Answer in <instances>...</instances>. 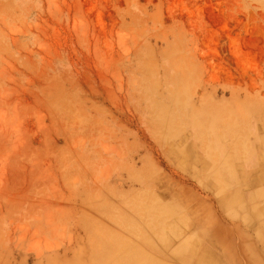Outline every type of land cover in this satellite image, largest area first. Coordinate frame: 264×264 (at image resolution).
Returning a JSON list of instances; mask_svg holds the SVG:
<instances>
[{
	"label": "rangeland",
	"instance_id": "1",
	"mask_svg": "<svg viewBox=\"0 0 264 264\" xmlns=\"http://www.w3.org/2000/svg\"><path fill=\"white\" fill-rule=\"evenodd\" d=\"M256 177L264 0H0V264H168L148 231Z\"/></svg>",
	"mask_w": 264,
	"mask_h": 264
},
{
	"label": "crops",
	"instance_id": "2",
	"mask_svg": "<svg viewBox=\"0 0 264 264\" xmlns=\"http://www.w3.org/2000/svg\"><path fill=\"white\" fill-rule=\"evenodd\" d=\"M263 184L264 178L256 177L255 185L258 188H239L238 192L224 196L221 211L217 204L214 207L198 200L206 205L205 211L208 210L209 217L213 219L207 225L203 224L205 221L197 224L192 219L187 224L186 219H179L175 223L171 219L170 233L177 234L176 228L184 227L183 234L177 240H168L165 244L164 248L170 257L158 258L168 264H258L259 261L264 264ZM199 214L204 215L202 211Z\"/></svg>",
	"mask_w": 264,
	"mask_h": 264
},
{
	"label": "bare ground",
	"instance_id": "3",
	"mask_svg": "<svg viewBox=\"0 0 264 264\" xmlns=\"http://www.w3.org/2000/svg\"><path fill=\"white\" fill-rule=\"evenodd\" d=\"M228 131V130H227ZM259 132V131H258ZM262 132V131H261ZM232 136V135H231ZM252 136V135H251ZM261 138V137H260ZM233 140V139H232ZM235 141V140H234ZM263 146V145H262ZM231 153V152H230ZM227 157H228V154H227ZM252 179V178H251ZM252 182V181H251ZM261 195V194H260ZM217 196V195H216ZM262 197V196H261ZM160 203V202H159ZM197 205H198V203H196ZM202 204V203H201ZM234 204V203H233ZM232 204V205H233ZM239 204H240V201H239ZM235 205V204H234ZM178 207V206H177ZM157 208V207H156ZM161 209V208H160ZM139 210V209H138ZM155 210V209H154ZM168 210V209H167ZM157 212V211H156ZM166 212V211H165ZM144 213V212H143ZM171 214H173L172 212H170ZM142 214V213H141ZM162 214V213H161ZM169 214V213H168ZM160 215V214H159ZM158 215V216H159ZM156 216V215H155ZM169 218L171 219V218H173L172 217V215H170L169 214ZM175 216V215H174ZM114 219V221L117 223V225L121 228V229H123V230H125V231H127V232H129V233H131V234H134V235H136V236H138L140 239L141 238H145L144 237V235L142 234V233H140V231H139V229H137V227L133 224V222H131L130 220H128L127 218H124V217H117V218H113ZM142 220V219H141ZM156 221V220H155ZM160 222V221H159ZM165 222V221H164ZM175 223V222H174ZM142 224V223H141ZM165 224H167V223H165ZM143 225V224H142ZM150 225H148V227H149ZM164 227V226H163ZM166 230V229H165ZM180 230H181V228H180ZM170 231V230H169ZM112 232V231H111ZM148 234L147 235H149V236H151L152 238H154L155 240L157 239L158 240V242L160 241L161 242V244H162V246H163V248H164V246H165V244H167V241L168 240H170V239H167V234L166 233H162V232H160V231H157L156 229L154 230V231H152V230H150V231H148L147 232ZM169 235V234H168ZM110 239H106L107 238V236H106V238L105 239H103L100 243H98L97 245H96V243H95V249L94 250H92V251H94V255H95V258H97L98 259V261L100 262V261H106L105 262V264H108V261H107V258H109V255H113V254H115V253H119V252H121L122 250H123V254H122V256H121V258L120 259H118V261L119 262H115V264H132L131 263V261L134 263V264H140V263H135L134 262V259H132V256H130V259L128 258V259H125L124 258V255H125V250H128L129 249V244H128V242H126V241H123L122 240V238L120 237V236H118L117 234H115L114 232H112V234L110 235V236H108ZM135 237V236H134ZM137 238V237H136ZM138 239V238H137ZM106 240H110L109 242H107ZM105 243H104V242ZM138 241V240H137ZM183 241V240H182ZM188 241V240H187ZM139 242V241H138ZM113 243H116L117 245H116V247L115 248H113L112 247V245H113ZM182 243H184V242H182ZM173 244V243H172ZM185 244V243H184ZM187 244V243H186ZM146 245H148V243L146 244ZM169 245V244H168ZM168 245H166V246H168ZM189 245V244H188ZM93 247V246H92ZM153 247V246H152ZM170 247V246H169ZM184 247V246H183ZM132 248H134V247H132ZM144 248V247H143ZM151 248V247H150ZM176 248V247H175ZM174 248V249H175ZM154 249V248H153ZM152 249V250H153ZM173 249V252L175 251ZM223 249V248H222ZM166 251V250H165ZM130 252L132 253V251L130 250ZM134 253H138V254H140L141 252H140V250L139 249H137V248H135L134 249V251H133ZM148 252V251H147ZM169 253V252H168ZM121 254V253H120ZM130 254V253H129ZM205 254V253H204ZM182 255V254H181ZM118 256V255H117ZM127 256V255H126ZM146 256V255H145ZM207 256V255H206ZM252 257V256H251ZM160 259V258H159ZM174 259V258H173ZM192 259V258H191ZM207 259V258H206ZM253 260H254V258H252ZM203 261H204V259H203ZM206 261V260H205ZM208 261H210V260H207V262ZM167 262V261H166ZM159 264L158 262H156V261H154V260H152V259H150V258H148L146 261H145V264ZM185 263V262H184ZM113 264V263H112ZM208 264H211V263H208Z\"/></svg>",
	"mask_w": 264,
	"mask_h": 264
}]
</instances>
